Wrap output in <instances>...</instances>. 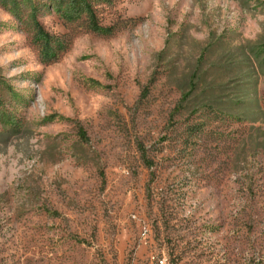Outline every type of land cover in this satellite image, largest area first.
<instances>
[{"label": "rangeland", "instance_id": "1", "mask_svg": "<svg viewBox=\"0 0 264 264\" xmlns=\"http://www.w3.org/2000/svg\"><path fill=\"white\" fill-rule=\"evenodd\" d=\"M4 3L0 264H264V0Z\"/></svg>", "mask_w": 264, "mask_h": 264}, {"label": "trees", "instance_id": "2", "mask_svg": "<svg viewBox=\"0 0 264 264\" xmlns=\"http://www.w3.org/2000/svg\"><path fill=\"white\" fill-rule=\"evenodd\" d=\"M3 1L5 2L4 4H12L13 7H16L17 9H21L19 6L22 0H3ZM188 85H189L188 90L182 94L179 104L175 108L176 112L179 111L180 107H182L183 102L189 100L188 97L190 96L191 92L194 90L196 86V75H193V77L190 78Z\"/></svg>", "mask_w": 264, "mask_h": 264}, {"label": "built area", "instance_id": "3", "mask_svg": "<svg viewBox=\"0 0 264 264\" xmlns=\"http://www.w3.org/2000/svg\"><path fill=\"white\" fill-rule=\"evenodd\" d=\"M146 233H147V230L143 228L142 234L146 236ZM149 260L151 264H167V259L164 253H159V252L151 253Z\"/></svg>", "mask_w": 264, "mask_h": 264}]
</instances>
